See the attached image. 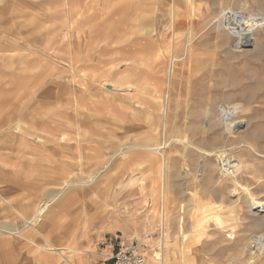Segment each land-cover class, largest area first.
<instances>
[{"label": "rangeland", "instance_id": "obj_1", "mask_svg": "<svg viewBox=\"0 0 264 264\" xmlns=\"http://www.w3.org/2000/svg\"><path fill=\"white\" fill-rule=\"evenodd\" d=\"M249 1L256 14L257 6L264 10V0ZM239 2L0 0L1 188L10 185L4 171L28 170L33 175L30 182L33 177L45 181L46 173L49 187L37 195L39 205L67 182L98 179L67 193L37 230L27 233L32 245L25 244L36 249L42 245L37 237L48 233L43 245L88 250L81 256L69 255L74 264H113L104 246L110 235H117L119 247L138 244L147 264L162 262L163 242L169 246L164 252L169 258L166 264H221L218 257H227L231 247L222 241L226 234L237 233L245 240L262 233L250 228L245 207L238 220L235 214L223 215L233 229L223 226L218 213L224 206L217 200L226 185L206 169L202 176L199 154L189 151L185 160L180 143L195 135L193 140L204 147L229 149L233 137L227 138L222 128L206 131L203 126L207 116L218 115L216 111L226 105L246 120V133L253 137L248 140L258 151L240 156L262 162L264 169V33L258 35L262 50L242 55L210 32L212 18L227 7L237 9ZM194 37L197 55L189 59L184 48ZM172 56L179 61L170 88L166 70ZM64 127L65 180L59 185L57 142ZM164 136L171 144L176 141L174 156L170 153L167 160L168 181H172L165 197L171 219L166 240L160 232V162L141 151H132L129 158L115 155L119 147L154 145ZM183 162L191 173L185 179L179 171ZM184 181H188L185 193ZM253 181L246 179L244 184L264 200V179L261 184ZM26 189L29 197L31 185ZM25 202L26 211L32 201ZM3 204L19 211L3 216L12 220L4 226L11 232L24 222V214L15 203ZM180 216L186 219L181 243ZM196 229L202 232L195 233ZM24 255L18 256L17 264H30ZM261 259L254 264H264Z\"/></svg>", "mask_w": 264, "mask_h": 264}, {"label": "bare ground", "instance_id": "obj_2", "mask_svg": "<svg viewBox=\"0 0 264 264\" xmlns=\"http://www.w3.org/2000/svg\"><path fill=\"white\" fill-rule=\"evenodd\" d=\"M236 7L237 9L227 7L226 9H223L219 13H217L209 23L211 25L210 32L216 34L218 38L221 39L223 44L229 45L230 47H232V49L239 50L242 55H248L251 53L255 54L257 52H260L262 50V42L261 39L258 38V35L262 32L264 33L263 7L257 6L259 7L258 8V13L260 12L259 14H256L254 12L257 9L254 10L252 8V5L250 4L249 0H240V2L236 5ZM194 40L195 37L190 41L189 45H187V48H184V57L191 59L192 57L197 55L196 51L194 50L195 47ZM178 61L179 60L177 57L172 56L170 58L169 67L166 70V74H167L166 77H168L169 87L170 85H172L171 83H173L172 79H174L173 77L176 72ZM135 84H128V86L129 88H135L137 86ZM106 86L111 87V91L115 90L114 86L111 84H107ZM216 112H218V115H215L212 118H210V116H207L205 123H203V126L206 129V131L212 130L214 128L217 129L222 128L227 138L233 137L232 142L230 143V148L227 149L225 147H216L214 149H209L206 146L204 147L203 144L195 142L193 140V137L195 135L193 137L185 136L183 138V141L180 142L183 144L182 146L184 147L183 150L184 152L182 153V156L184 157L185 160H187L189 159L190 156L188 155L189 151L196 152V154L198 153L199 154L198 155L199 166H197L199 170L198 172L203 176L204 175L203 173L206 169L210 174L211 173L213 175L218 174L220 178L223 180V183L226 185L227 190L224 194L218 195L217 201L219 202L220 206L221 205L224 206L223 209L218 213V215H219V219L221 220V222H223L222 224L223 226H225L226 229L228 228L233 229L234 226H229V220L227 219V217L225 216L223 217V215L235 214V217L238 220V217L242 214L243 207H245L246 210L245 216L250 221V228L260 229V231L262 230V233L258 235L257 234L249 235L245 240L239 238V236H237L239 234L237 233L226 234L224 236V240L222 241L229 243L231 247L227 251L228 256L224 257L223 259L218 257L217 261L222 262L221 264H247L249 262L250 264H254L256 261H259V258L261 257L264 260V200L256 198L255 195L252 193L251 186L244 184V181L246 179H248V181L254 180L253 182L256 181L257 184H261L262 180L264 179L263 177L264 169L261 165L262 162L256 161L254 163H251L247 159H243L242 158L243 156H240V154L244 152H247L251 155H254V153L258 154V151L256 150L255 146L249 141L253 139L252 135L246 133L248 128V123L246 122V120L243 121L242 119H239L235 109L229 108L226 105L221 107V109H218ZM175 144L176 141H174V144H171L167 142V138L165 137L158 144L143 145V146L133 145L126 147L123 146V147H119L115 152V155L117 156L116 158L121 159V158H129L132 151H141L148 154L149 158L158 159V161L160 162V166H161L160 192L162 197L159 208L160 209L159 217L161 223L160 232L162 233L161 235H163L164 239L165 238L167 239L169 236L170 220H171L169 218V211L165 203L167 200V199L165 200V197H167L166 196L167 188L169 182L172 181V180L168 181L169 176L167 173V169L169 166L167 164L168 163L167 160L169 158V155H171L170 153H172V151L174 150L172 149V147ZM175 152L176 151H174V153ZM188 167H189L188 164L183 162L182 168L181 170H179L182 171L181 174L184 177V179L188 178L191 174L188 170L189 169ZM168 171L170 170L168 169ZM199 178L200 177H198V179ZM97 181L98 179L94 176L90 180H81V181L78 180L75 183L67 182L64 186H62V188L55 190L54 194L47 201L40 203V205L36 207L32 216L26 219L23 225L14 227V229L9 234L13 236H20V235L22 236L26 231L27 232L31 230L36 231L40 220H43L45 216L49 212H51V209H54V206L60 201H62L63 198L67 195V193H69L75 186L81 185L84 187L87 184H92ZM202 181L203 179L201 180V182ZM187 183L188 181L187 182L184 181L182 183L184 185L183 187L184 193L188 191ZM179 209L180 211L178 212H182L184 208L180 206ZM184 218H185V214H184ZM184 218L180 216L179 224L177 227L178 229L177 239H179L180 243H181L180 240L185 241V236H186V234L184 233V223H185L184 220L186 219ZM225 228L223 227L222 229ZM187 232L188 231H186V233ZM201 232L202 231L200 230L198 231V229L195 230V233H201ZM4 235H5L4 231L0 228V237ZM163 243H161V247H160L162 248L161 250L162 252L160 251L162 253V254L160 253L162 256L161 257L162 262L160 264H166L169 261V258L167 257L168 255H164L165 249L169 248V246L166 243L165 244ZM39 249L46 253H54L56 255H59L62 259L65 260V264L73 263L69 260L68 258L69 255L74 254L81 256L86 251H88V250L80 251L76 248L57 249L51 243H48L47 245L44 246H40ZM184 252L185 251H183V253ZM149 264H155V263L152 261Z\"/></svg>", "mask_w": 264, "mask_h": 264}, {"label": "crops", "instance_id": "obj_3", "mask_svg": "<svg viewBox=\"0 0 264 264\" xmlns=\"http://www.w3.org/2000/svg\"><path fill=\"white\" fill-rule=\"evenodd\" d=\"M65 128L66 127H64L63 130H61L60 132L58 131L59 138L57 142V161H58V174H57L58 180L57 181L59 185L62 184V182L65 180V170L61 169L64 167L63 163L66 157L65 137H66L67 132L65 131L66 130ZM59 129L60 127H58V130ZM47 150H49V147L47 148ZM15 170L4 171L5 177L8 178L10 181V185L6 186V188L4 189H2L1 188L2 185H0V228L4 231V234H5L4 236L0 237V264H17L18 256L20 255L23 256V254H25L24 256L27 257V260L30 262V264H65L64 259L61 258L62 262L59 261V257H60L59 255H56L54 253H46L39 249L40 246H44L43 244L45 243L46 240H49L48 233H45V234L43 233L42 235H40V237H37L36 240L38 242H41L42 245H37L36 249H33V247H31L32 242L28 240L27 231L22 236L21 235L13 236L9 234L11 233L9 230L4 228V226H8L10 222L12 221L10 218L3 217L5 213H11L13 211H15V213H18L19 211H17L16 208H12V207L6 208L4 207L5 204L3 203L12 202L13 204L14 203L17 204L18 208L19 207L22 208L20 210L25 215L24 217V215H22L21 213V217L24 218V222H20L16 225L14 223L15 225L14 227L21 226L25 223L26 219L32 216L33 212L38 206L36 203L38 201L37 195L43 194V192H46L47 188L49 187V181L47 180L49 178V175L47 176L46 173L43 172L44 173L43 177L46 178L45 181L42 179H38L37 177H33L32 182H30L31 181L30 179L32 178L33 175H31L30 177V172L28 170L26 171V173H22V171H19L18 169H15ZM0 178H2L1 170H0ZM62 179L64 180L60 183V180ZM28 184L31 185V189H30L31 194L29 197H26V192H27L26 187ZM54 191H52V195L54 194ZM48 193L50 194V190L48 191ZM26 200L32 201V203L30 205L31 207L26 209L25 211L24 204L26 203L25 202ZM9 206L11 205L9 204ZM47 215L45 216L44 219H46L49 216ZM44 219L40 220L39 223L41 224L42 223L41 221L44 222ZM61 234L63 235V233ZM19 238L21 239V242H22L21 245L18 244V242L20 243V241L18 240ZM25 242H29L31 245L29 243L27 245L25 244ZM48 243L49 242H47L45 245H47ZM119 245H120V238L117 235L115 236L110 235L107 241L105 242V246H104L105 254L108 256L107 260L113 259L114 255L116 254V251L119 249ZM47 254H52L53 255L52 258Z\"/></svg>", "mask_w": 264, "mask_h": 264}, {"label": "built area", "instance_id": "obj_4", "mask_svg": "<svg viewBox=\"0 0 264 264\" xmlns=\"http://www.w3.org/2000/svg\"><path fill=\"white\" fill-rule=\"evenodd\" d=\"M113 264H147V256L135 243L122 244L114 255Z\"/></svg>", "mask_w": 264, "mask_h": 264}, {"label": "water", "instance_id": "obj_5", "mask_svg": "<svg viewBox=\"0 0 264 264\" xmlns=\"http://www.w3.org/2000/svg\"><path fill=\"white\" fill-rule=\"evenodd\" d=\"M108 89H110V90H111V87H108Z\"/></svg>", "mask_w": 264, "mask_h": 264}]
</instances>
